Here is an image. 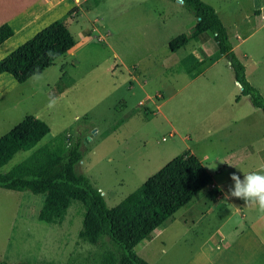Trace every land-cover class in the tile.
<instances>
[{"label":"rangeland","instance_id":"374dc122","mask_svg":"<svg viewBox=\"0 0 264 264\" xmlns=\"http://www.w3.org/2000/svg\"><path fill=\"white\" fill-rule=\"evenodd\" d=\"M76 1L66 9L72 3L66 0L45 17V22L63 19L76 45L43 72L17 82L0 102V110L8 117L2 120L0 135L28 114L47 121L51 131L33 148L15 154L1 170H10L46 142L67 145L81 135L84 156L78 169L112 207L186 151L207 163L213 176L224 178L230 170L220 174L214 156L204 157L207 152L225 151L223 143L231 140L203 132V126H215L217 120L210 121L208 114L217 107L235 111L240 128L234 135L239 142L249 139L264 144V112L241 93V84L228 58L217 50L213 34H206L211 53L207 63L199 64L202 52L193 50L194 40L179 51L170 49L169 40L191 31L197 21L181 1ZM205 1L219 13L246 66L247 78L264 96V0ZM14 36L10 46L23 42L26 34L18 31ZM212 61H216L213 67ZM172 126L176 128L173 135ZM260 158L252 165L258 166L253 172H264ZM206 193L201 190L167 220L172 224L161 235L141 241L135 247L139 256L150 264H184L191 249L184 221L191 215L199 219ZM42 199V194L30 190L0 187V261L101 264L103 247L79 237L85 204L72 199L62 222L54 223L39 219ZM210 226L208 220L203 224L205 229ZM167 246V253H162ZM191 264L208 263L196 258Z\"/></svg>","mask_w":264,"mask_h":264},{"label":"trees","instance_id":"16d2710c","mask_svg":"<svg viewBox=\"0 0 264 264\" xmlns=\"http://www.w3.org/2000/svg\"><path fill=\"white\" fill-rule=\"evenodd\" d=\"M183 4L197 17V22L191 31L175 36L169 42L170 49L177 51L191 39L211 32L217 50L230 61L236 81L241 84V93L264 112V96L247 78L246 66L236 54L228 28L214 6L205 0H183ZM14 34L10 23L1 24L0 44ZM75 45V37L66 22L56 19L0 59V73L8 72L23 83L43 72ZM50 131L47 121L28 114L0 137V187L42 194L38 217L46 222H62L71 200H81L86 214L79 237L103 247L101 264H150L139 256L135 247L213 180L202 160L186 151L110 207L100 189L78 169L84 156L81 135L69 139L67 145L46 142L10 170H1L15 154L33 148ZM0 264L12 263L0 261Z\"/></svg>","mask_w":264,"mask_h":264},{"label":"crops","instance_id":"0c3cea01","mask_svg":"<svg viewBox=\"0 0 264 264\" xmlns=\"http://www.w3.org/2000/svg\"><path fill=\"white\" fill-rule=\"evenodd\" d=\"M65 1L66 0H0V25L5 22L10 23L15 30V34L18 31L26 34L23 41L25 42L43 27L48 25L47 23L56 20L54 17L52 20L45 22V17L55 11V9ZM76 3V0H72V3L68 4L66 9L74 6ZM195 24H193V26ZM33 27L37 28L31 30L27 35V31ZM206 34L209 33L205 32L200 35L199 38L191 39L183 46L185 47L190 44L191 41H195V44L192 46L193 50L199 49L202 52V55L198 56L199 64L207 63L210 60L211 53L207 51ZM14 35L0 44V50H4V52L0 54V59L23 43L18 42L10 46V42L15 37ZM212 37L214 38V36ZM172 39H170L169 42ZM7 45L9 46L6 47ZM218 60L219 59L216 61ZM216 61H212L211 67L215 66ZM17 82L18 81L12 74L8 72L0 73V102L15 90V84ZM6 106L8 107L9 104ZM217 112L219 113L215 114ZM234 112L235 111L230 108L222 109L217 107L216 110H211V112H209L210 114H208L210 115V121H212V119L217 120L215 121V126L212 127L211 125L213 124L203 126V132L207 134H212L214 132L220 133L222 141L231 139L223 143L225 151L217 152L215 155L207 152L204 156L207 160L214 156L213 160L215 159V161L220 164V174H223L224 169H229L230 171H228L227 175L225 173L226 176L222 178L213 176L211 170L206 166L213 180L204 188L207 192L205 197L207 202H205V207H202L203 209L200 210L199 232L195 228L199 219L195 220L191 215V218L187 217L184 221L187 229L185 237L189 235L191 242L189 246L191 249L189 253L186 254L188 257L184 264H191L196 258L198 261L200 258H203L204 263L208 264H210L209 260H211L213 264H264V209H261L258 202H246L240 197H226V194H230V189L234 188L235 185V181L231 178L233 173H237L240 178L243 179L244 173L256 171L258 166L253 167L252 165L257 162L258 155L261 157V165H259V168L263 169L264 167V144L261 143L257 145L254 140L249 139L242 142L238 141L237 135L234 134H236L240 128L238 123L239 118ZM7 118V113L4 114L1 109L0 126L2 125V120L4 119L6 122ZM219 121H223L221 126L218 125ZM226 121L227 124L225 123ZM228 125H230L229 128H227ZM172 127L173 132L171 134L173 135L176 128L174 126ZM246 128L248 130L250 128L253 129V125H247ZM2 135L3 134H1L0 137ZM231 141L236 143V145L233 146ZM202 162L204 163L203 160ZM204 164L207 165V163ZM187 204H189V202ZM187 204L185 206H188ZM190 206V208H193L192 205ZM189 207L188 210H192L189 209ZM173 215L170 218H172ZM207 220L209 224H211L209 229L203 227V224H205ZM170 222L165 223V225L163 223L150 237L145 239L153 240V238L161 235L167 227L172 224ZM188 231H192V235L188 233ZM168 249L167 246L166 251L162 253H167ZM211 255H215V260Z\"/></svg>","mask_w":264,"mask_h":264},{"label":"clouds","instance_id":"9594fccd","mask_svg":"<svg viewBox=\"0 0 264 264\" xmlns=\"http://www.w3.org/2000/svg\"><path fill=\"white\" fill-rule=\"evenodd\" d=\"M231 178L235 185L226 197H240L246 202H258L261 209H264V172L244 173L243 179L237 173H233Z\"/></svg>","mask_w":264,"mask_h":264},{"label":"water","instance_id":"95a60500","mask_svg":"<svg viewBox=\"0 0 264 264\" xmlns=\"http://www.w3.org/2000/svg\"><path fill=\"white\" fill-rule=\"evenodd\" d=\"M178 1H181L183 3V0H178Z\"/></svg>","mask_w":264,"mask_h":264}]
</instances>
